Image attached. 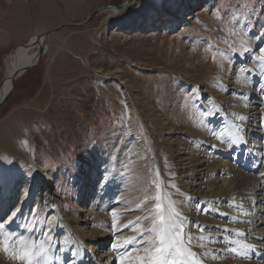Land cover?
<instances>
[{"label": "rangeland", "instance_id": "1", "mask_svg": "<svg viewBox=\"0 0 264 264\" xmlns=\"http://www.w3.org/2000/svg\"><path fill=\"white\" fill-rule=\"evenodd\" d=\"M42 1L0 0V31L8 37L0 42V84L7 56L29 43L35 33L80 24L95 10H102L85 27H67L50 34V49L35 67L16 79L12 95L0 107V124L13 119V123L23 122L25 128L17 126L15 130L22 129L20 136L8 147L0 146V175L12 177L7 186H1L8 191L19 180L32 177V168L22 155L33 151L51 176L49 187L55 197L52 212L58 213L69 228L68 237L75 240L72 260L66 264H87L88 251L95 243L92 253L98 264H104L101 253L127 247L125 239L132 237L123 240V236L133 225L108 228L117 239L114 248L112 237L107 238L108 245L93 242L95 230L101 226L100 217L137 213L149 225L150 219L143 218L152 211V201L137 204H142L159 184L161 174L153 172V165L156 161L164 164L162 172L168 185L178 178L173 173L178 172L174 155L165 156L161 148L179 150L193 145L195 138L219 134L223 138L227 131L230 135L235 131L236 106L252 103L238 93L246 69L245 61H241L247 53L256 60L254 93L261 97L259 110H263L260 125H256L251 120L257 105H251L241 127L264 130V60L258 59L260 49H264V0H151L154 25L148 26L142 18L140 24L135 22V27L124 31L117 30L115 16L107 11H116L125 0H104L97 6L82 7L75 17L66 14L69 0H50L52 12L38 4ZM47 1L44 4L51 3ZM135 1L118 13L128 11ZM13 9H23V19L18 23L10 21ZM211 90L221 91L219 97L210 95ZM176 123L179 131L188 129L194 134H177L171 129ZM162 124L166 130L160 134L156 130ZM111 136L114 141L109 140ZM254 138H246L247 146L264 141L263 137ZM176 140L181 144L174 147ZM121 162L128 164L125 171L120 170ZM137 174H141L139 181L146 178L148 187L133 194L137 187H131L130 179ZM170 190L179 192L174 187ZM175 196L187 215L197 207L205 211L203 205L187 202L183 194ZM52 212L42 209L39 214L32 213L28 222L12 220L8 225L2 216L0 221L4 220L6 228L0 230V236H16L15 230L25 232L26 225L34 224L44 240ZM55 237L51 235L54 246L58 243ZM90 264L97 263L94 260Z\"/></svg>", "mask_w": 264, "mask_h": 264}, {"label": "bare ground", "instance_id": "2", "mask_svg": "<svg viewBox=\"0 0 264 264\" xmlns=\"http://www.w3.org/2000/svg\"><path fill=\"white\" fill-rule=\"evenodd\" d=\"M18 1H21L22 3V0ZM44 1H42L43 3L38 4L44 5L45 10L47 9L48 11L52 12V2L49 0L47 1V3H51L44 4ZM103 1L104 0H69L66 2V14L68 16L80 14L83 11L81 9L82 7L84 8L86 6H97L99 3H103ZM150 2L151 0H136L134 4L130 6V8L128 7V11L126 9V11L124 10L123 12L118 13L119 10H123L129 4H127L125 7L116 8L118 11H107V13L109 15L115 16V19H113L117 20L118 31H124L135 27L134 25L137 24L135 22H139V20L142 18L146 20L148 26L152 27L154 25V21L150 17V10H154V8H152ZM20 8H23V5L20 6ZM19 10L13 9L12 15L10 16V21L12 23H18L23 19V9L22 11ZM129 10L131 11L129 12ZM116 13L118 14L115 15ZM64 25L67 24H63V26ZM52 30L50 29L49 31L35 33L29 43L24 46L18 47L14 52H11L9 56H7L4 61V65L6 68L5 74L0 84V103L11 90L12 78L18 73H20V76L23 75L24 73L22 72L27 68L35 67L38 64L37 62L41 59H37L39 51H41L43 54L45 53V51L47 52L48 48L50 47V37H48L50 34H48L46 37L45 35ZM7 39V35L4 32L0 31V42H6ZM53 56L54 55L50 56V59ZM244 61L246 65V69L243 70L245 79L242 84L243 87L241 90H239L238 93L245 97L247 100H252V103H250V105L248 106H240V104L236 106L235 113L233 112L234 120H232L238 123L239 128H237L236 124V126H234L235 131H232L231 135L227 131V135L223 138L221 137L220 140L216 139L217 135H207L195 138L193 145L186 144L185 148L179 150L177 148L169 149L166 146L161 148L165 156L169 153L171 156L174 155L173 161L176 164L175 167L178 172L175 171L173 173L174 176H176L177 174L178 178H176L175 181L171 184L172 186L167 184L165 180L166 175L162 172L164 164L156 161L155 165H153V172L161 174L158 185L161 187L164 193L163 203L167 206L170 202H175L174 206L176 210L186 218L185 223L188 224V226L185 229V232L187 234H190L191 236V251L197 253L196 258L201 261V264H264V141L262 144L257 143L255 145L252 144L251 146H247L246 143H240L233 146L231 143L232 139L241 136L243 137L244 141L248 137H255L254 139L263 137L264 140V130H261L260 132H258L257 128H255V130H244L241 125L247 121V118L244 121H240L238 119V117L247 114L248 108L253 107L251 105H257V107L252 110L254 111V114H252L253 119L250 120L256 125H260V119L262 118L260 115L262 114L263 110L262 107V109L259 110L261 106V97L254 93V88L256 87L255 82L257 81L255 75L256 60L251 53H247L246 55H244V58H242L241 63L244 64ZM249 69H251V71H249ZM247 71L248 74L246 73ZM220 92L211 90L209 94L219 97ZM1 106L2 104L0 105V107ZM226 117L227 116H225V118ZM227 118H229V116ZM19 120L22 121L21 119ZM175 125L176 126L171 127V129L177 131V134H182L183 132L189 135L194 134L193 131H190L188 129L185 131H179L178 129L180 127H178V123H176ZM16 127H22L23 129V122H20V124L19 122L13 123L12 119L8 122L0 124L1 147H8V145L13 142L15 138H18L20 136L19 133L22 129L15 130ZM165 130L166 129L164 127V124H162L156 131L160 134H163ZM22 134L23 135H21V137L24 136V132ZM222 135L223 134H219L218 136ZM188 138L191 139L190 136ZM112 139L113 138L111 136L109 140ZM17 143L19 144V141ZM109 143L112 142L109 141ZM177 144H181V142H178L176 140L174 147H176ZM17 155H19V153ZM242 156L244 157L243 160H241ZM22 158L32 168V177L25 180H19L16 185L14 187H11L8 191H4V188L0 185V218L4 216L6 225H8L7 223L12 220H22V222H28L29 216L32 213H38L42 209H44L45 212L49 213L55 211V208L53 206L55 197L54 194H52V192L50 191L49 187L51 177L50 174L38 162V159L33 151H25V153L22 155ZM120 166V170L125 171L128 168V164H122ZM256 170H258V174H255ZM140 175L141 174L133 175L134 177H131L130 179L131 183L133 184V186L131 187H137V190H135L133 194L140 193V188L142 187H148L144 182L146 178H143L141 179V181H139ZM153 180L154 177L153 175H151L150 181L153 182ZM180 183L182 185H179ZM171 187L179 190V192L175 193H181V195L183 194L188 199L187 202H189L190 204H192L193 201V206L197 205V203L203 205L205 211L201 212V210L199 211L200 208L197 209V207L195 208L193 214L187 215L186 211L183 212V208L177 204L179 198L175 196L174 191L170 190ZM155 195L156 187H154V190L149 194L147 199H144V202L142 204L140 202L137 205L143 206L150 201H152L154 205L156 201L152 197H154ZM233 205H235V207H233ZM221 213H225L226 215H221ZM13 214L14 219L12 218ZM51 214H53V212ZM112 218L105 219L103 216L100 217L101 226H98L96 228L95 234L93 235V242H96L97 240V242L102 241L103 244H106L108 242H106L107 238L112 237V234H110V230L108 229L112 225L121 229L123 226H125V224L136 222L137 220H139V223L131 224L133 225L131 227V232L124 234L123 240L124 238L130 236L133 240L134 238H136V236L140 235V231L147 228V223L145 224L141 219V216L137 215V213L136 215L123 217L113 215ZM189 221L191 223H188ZM150 226L151 220L149 221L148 227ZM49 229H51L50 235L54 234L56 236L55 241L57 240V245L59 246V248H63V251H60L57 245H51L49 252V256L51 258L49 260H44L43 257H40V264H66L67 261L72 260L73 251L74 249H76V246L74 248L72 244H75V240H71L68 237L69 228L61 222V219L59 218L57 212L53 214L48 220V226L44 231L48 232ZM224 229H230L231 231L226 232L224 231ZM204 232L206 233L205 235L203 234ZM240 233H243V235H239ZM15 234L17 237H24L25 240H30L34 243L41 240V238L39 237L38 226L32 231L21 232L15 230ZM201 236H204L206 238L212 237V240L209 241V243H206L205 240L207 239L201 240ZM113 237L112 243L113 245H116L117 239ZM184 239L187 246L188 235H186ZM234 240H238L241 243L245 244L251 243L254 245L256 251H249L241 248L239 244L229 243L230 241ZM77 244L81 245L82 241L78 239ZM108 244L109 243H107L106 245ZM200 244H203L204 247L197 246ZM147 246L148 245L146 243L142 244L140 239H134V243L130 244L129 246L127 245V247L124 248H117L113 252H102L101 256L99 257L105 259L104 264H121L120 257H122L125 252L132 251L133 256H135L136 254L142 255L143 247ZM232 248H236L237 252L234 254L230 253L229 250ZM93 249L96 250V243L91 247V250L88 251V257L86 259L87 264H90V262L94 260L95 263L98 264L96 255L92 253ZM244 252H247V255H241V253ZM213 257H215V259H213ZM73 263L74 262L69 264ZM0 264H18V262L12 259L8 260L3 253H0ZM124 264H135V262L134 260H125Z\"/></svg>", "mask_w": 264, "mask_h": 264}, {"label": "snow or ice", "instance_id": "3", "mask_svg": "<svg viewBox=\"0 0 264 264\" xmlns=\"http://www.w3.org/2000/svg\"><path fill=\"white\" fill-rule=\"evenodd\" d=\"M247 51V50H246ZM260 57L258 59L264 60V49H260ZM251 71V69H249ZM261 91H264L262 89ZM240 121H244L246 117H238ZM239 128V125H237ZM217 140L221 139V136L216 137ZM227 142V141H226ZM233 146L246 143L243 137H238L231 140ZM12 180L10 176L0 175V185L7 186ZM156 203L153 205L152 211L148 213L143 219L151 220V226L143 229L140 235L134 239H140L142 244L146 243L148 246L143 247V254H136L133 256L132 251H127L120 257L121 264H124L125 260H134L135 264H201V261L196 258L197 253L191 251V236L185 232L188 224L185 223L186 218L181 215L175 208V202H170L167 206L163 203L164 193L159 185L156 186V195L152 197ZM147 199V197H146ZM255 203V202H254ZM235 207V205H233ZM221 215H226L221 213ZM14 219V214L12 216ZM235 219V218H233ZM246 222V221H245ZM130 222L125 227H130ZM188 223H191L190 221ZM6 228L5 222L0 221V230ZM28 231L34 229V224L26 225ZM224 231H231L230 229H224ZM51 229L48 232L43 233L45 239L37 242L25 240L24 237H15L12 233H5L0 236V252L8 255L10 259L18 262V264H40L37 259L43 257L44 260H49L50 246H51ZM188 235L187 246L185 244V236ZM239 235H243L240 233ZM133 240H125V245L134 243ZM201 240H212V237H200ZM231 244H239L241 248L256 251L255 247L251 243H241L238 240L230 241ZM198 247H204L203 244L197 245ZM59 248V246L57 245ZM116 248V245H113ZM63 251V248H59ZM230 253H236L237 249L232 248ZM241 255H247V252L241 253ZM215 259V257H213Z\"/></svg>", "mask_w": 264, "mask_h": 264}, {"label": "water", "instance_id": "4", "mask_svg": "<svg viewBox=\"0 0 264 264\" xmlns=\"http://www.w3.org/2000/svg\"><path fill=\"white\" fill-rule=\"evenodd\" d=\"M132 0H125V2H124V4L123 5H121V6H117V7H115V9L116 8H121V7H125L127 4H129L130 2H131ZM102 10V8H100V9H97V10H95L92 14H90L87 18H86V20L84 21V22H82V23H80V24H67V25H64V26H60V27H58V28H56V29H54V30H52L51 32H49V33H47L46 35H45V37L48 35V34H54V33H57V32H59V31H61V29L63 28H67V27H75V28H80V27H85L93 18H94V16L97 14V13H99V11H101ZM43 56V53L41 52V51H39V53H38V60L41 58ZM31 68V67H30ZM30 68H27V69H25L22 73H25L26 71H28ZM20 76V73H18V74H16L13 78H12V80H11V90H10V92H9V94H7L6 95V97L2 100V102L0 103V105L1 104H3L11 95H12V92H13V89H14V85H15V81H16V79H17V77H19Z\"/></svg>", "mask_w": 264, "mask_h": 264}]
</instances>
